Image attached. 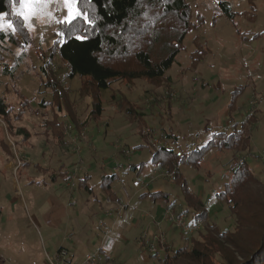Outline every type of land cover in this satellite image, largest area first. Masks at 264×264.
<instances>
[{
	"label": "rangeland",
	"instance_id": "1",
	"mask_svg": "<svg viewBox=\"0 0 264 264\" xmlns=\"http://www.w3.org/2000/svg\"><path fill=\"white\" fill-rule=\"evenodd\" d=\"M185 1L196 27L187 33L183 50L164 78L116 82L101 91L102 114L81 131L59 116L65 125L61 143L43 122L51 120L55 109L36 107L42 99L51 100L41 86V66L49 62L47 79L69 92L65 99L75 117L83 120L91 108V100L79 95L83 81L68 78L66 65L56 55L57 36L67 16L63 0L37 5L30 26L23 22V28L19 22L15 33L3 31L8 38L0 42V97L9 103L11 114L0 118V264H48L60 248L73 253L67 264H81L86 255L103 248L108 231L115 248L113 264H158L164 252L197 239L200 229L185 235L164 219L166 211L181 214L186 203L179 187L166 177L170 174L152 165L153 151L165 147L176 154L189 153L215 134L237 131L245 123L246 149L233 153L210 148L197 168L179 167L209 221L221 231L233 230L234 219L215 193L229 180L234 164L244 162L255 175L264 174V0ZM219 2L234 12L232 21L222 15ZM196 50L198 61L193 65ZM113 63L123 65L120 60ZM11 71L12 76L4 75ZM20 94L28 106L22 107L17 121ZM17 126L30 133L26 142L16 138ZM168 134L173 137H164ZM157 191L169 196L166 203H139V198ZM110 193L133 198L122 204L129 211L139 207V212L133 211L136 226L131 230L112 225L117 212L112 219L103 215ZM49 198L64 207L51 206ZM182 215L192 221V214ZM155 235L163 236L162 253L151 257L138 241H152Z\"/></svg>",
	"mask_w": 264,
	"mask_h": 264
},
{
	"label": "trees",
	"instance_id": "2",
	"mask_svg": "<svg viewBox=\"0 0 264 264\" xmlns=\"http://www.w3.org/2000/svg\"><path fill=\"white\" fill-rule=\"evenodd\" d=\"M75 8L80 15L71 23L60 26L56 55L66 65L68 78L78 77L83 81L79 95L91 100V108L83 120L75 117L65 99L69 92H64L62 84L48 80L49 62L41 66L45 75L41 86L50 94L51 100L42 99L36 107L55 109L51 120L44 119L43 122L44 126L50 127L49 132L58 143L62 142L64 132V122L58 120L59 116L68 118L74 128L81 131L102 114L101 91L116 82L161 80L183 50L187 33L196 27L191 22L190 7L185 0H78ZM218 8L228 20L234 19L235 14L226 2H219ZM11 9L10 0H0V13L11 12L10 20L14 24L23 23ZM171 20L174 22L170 26ZM77 35L86 39L77 40ZM6 38L8 36L0 32V42ZM197 49L203 51L201 46ZM197 52L191 55L193 65L198 61V57L194 58ZM114 60L122 61L123 65H115ZM4 75L12 76V71ZM19 97L21 108L16 112L17 121L23 114L22 107L28 106V99L22 94ZM10 114L9 103L0 97V118L5 119ZM126 114L130 116L131 110ZM244 124L237 131L234 128L230 133L215 134L205 146L189 153L176 154L165 147L153 151L152 165L158 171L172 174L171 182L184 196L186 207L181 214L190 213L193 216L190 223H201L197 239L189 238L184 246L172 253L164 252L158 264H264V174L255 175L244 162L231 166V176L223 189L215 193V199L227 205L234 228L221 231L209 221L202 201L189 191L179 169L180 165L197 168L210 148L233 153L246 149L249 135ZM15 134L23 142L30 138V133L22 126L16 127ZM2 150L5 152L6 149ZM149 196L165 203L169 199L163 192Z\"/></svg>",
	"mask_w": 264,
	"mask_h": 264
},
{
	"label": "crops",
	"instance_id": "3",
	"mask_svg": "<svg viewBox=\"0 0 264 264\" xmlns=\"http://www.w3.org/2000/svg\"><path fill=\"white\" fill-rule=\"evenodd\" d=\"M64 127H65V125H64ZM164 137H166L167 139H170V138L173 137V135L172 134H168L167 136H164ZM131 169H133L132 166H131ZM161 171H163V170H161ZM110 179L113 181V180L116 179V176L113 175V176H111ZM170 181H171V179H170ZM157 192H161V191H157ZM152 193H155V192H152ZM152 193H147L146 195L149 196V194H152ZM143 196L145 197V195H143ZM105 199H106V205H108L109 208H108V210H104L103 211V215L107 219H112L113 214L116 212L117 206L118 205H122L123 202H128V201H130L133 198H117V196L114 193H110L109 194V198H105ZM71 200H72V198L70 200H67L66 204L69 205V203H70ZM147 200L152 201L153 202V206H154V205H156V203L159 200H162V199H154V198H151L149 196V198H139V203L142 204V203H144ZM48 202L51 204V206H55L56 205L58 208H63L64 207V205L62 203H59V200L56 199V198H49L48 199ZM127 208H128L127 206H124V210L119 215H117V213H116V215L119 216V218L116 219V220H114L112 222V225H116L117 223H119L121 226H123V229L125 231L131 230V228H134L136 226V220L133 219V213L135 211H138L139 212V207H136L132 211L127 210ZM142 215L143 214L140 215L141 218L143 217ZM145 216H147V215H145ZM99 226L103 227L104 224L101 223V222H99ZM164 229H166V228H164ZM164 233H165L166 241L168 243L167 245L169 247H171L172 246L171 245V242L172 241L171 240L169 241V239H167V235H166V234H168V228L165 230ZM110 234H111V232L108 231L107 234L105 235L106 237L104 238V240L102 242L103 248H99L97 252L100 253V254H102L110 262L114 263L113 254L115 252V248L113 246V240L112 239H109V235ZM140 234H139V237H140ZM72 256H73V253H72Z\"/></svg>",
	"mask_w": 264,
	"mask_h": 264
},
{
	"label": "built area",
	"instance_id": "4",
	"mask_svg": "<svg viewBox=\"0 0 264 264\" xmlns=\"http://www.w3.org/2000/svg\"><path fill=\"white\" fill-rule=\"evenodd\" d=\"M251 115V114H250ZM166 177L172 178V174L166 175ZM124 210V206L118 205L116 212L117 214H120ZM164 219L175 226L177 229H180L182 233L185 235H191L194 232H197L200 227L201 223H188L185 220V217L182 214L175 215L170 211H166L164 214ZM162 235H155L152 238V241H146L144 239H140L138 241L139 245L147 247V250L150 254L160 256L162 253ZM148 245V246H146ZM72 261V255L69 253L68 250L61 248L54 259L50 260L48 264H67ZM81 264H113L109 260H107L102 254L95 253V254H88L84 257Z\"/></svg>",
	"mask_w": 264,
	"mask_h": 264
},
{
	"label": "snow or ice",
	"instance_id": "5",
	"mask_svg": "<svg viewBox=\"0 0 264 264\" xmlns=\"http://www.w3.org/2000/svg\"><path fill=\"white\" fill-rule=\"evenodd\" d=\"M13 6V13L22 19L25 25L30 26L29 22L33 19L35 13L38 11L37 5H45L50 0H10ZM18 3V7H17ZM78 3V0H63V4L67 9V16L63 22L71 23L75 20L80 12L73 6ZM8 13H0V32L10 30L12 33L17 31L16 25L12 20L7 19ZM91 23V21H89ZM77 40L86 39L85 36L77 35Z\"/></svg>",
	"mask_w": 264,
	"mask_h": 264
}]
</instances>
